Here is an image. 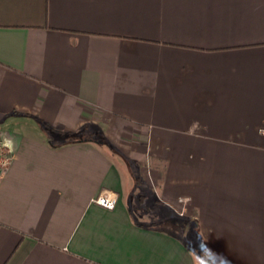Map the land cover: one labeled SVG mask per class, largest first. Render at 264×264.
<instances>
[{
	"label": "crops",
	"instance_id": "obj_1",
	"mask_svg": "<svg viewBox=\"0 0 264 264\" xmlns=\"http://www.w3.org/2000/svg\"><path fill=\"white\" fill-rule=\"evenodd\" d=\"M0 138V264H264V0H0Z\"/></svg>",
	"mask_w": 264,
	"mask_h": 264
},
{
	"label": "rangeland",
	"instance_id": "obj_2",
	"mask_svg": "<svg viewBox=\"0 0 264 264\" xmlns=\"http://www.w3.org/2000/svg\"><path fill=\"white\" fill-rule=\"evenodd\" d=\"M23 127H24V125L23 124H19V123H17L16 125H12V127L11 128H19V129H23ZM6 128V127H5ZM1 129L2 130H4V128L3 127H1ZM131 190V186H130V184H129V186H127V188H126V193L128 194V199L129 200H131V201H133V199H132V195H133V192L130 194L129 193V191ZM134 191V193H136V192H141V191H143L140 187L139 188H136V189H134L133 190ZM148 205V204H147ZM133 213H134V216L137 218V219H140L141 218V216H139L138 214H137V212L136 211H133ZM173 220H177V219H173ZM180 223H182L183 225H185V231L187 230V227L188 226H186V223H185V221L184 220H181V221H179ZM191 227V226H190ZM194 230H195V227L193 228ZM193 230V231H194ZM191 232L190 233V236H189V244H190V246H191V248L193 249V252H194V256L196 257V259H197V263L198 264H208L207 263V256L206 255H204L201 251L202 250H200V248L202 247L201 245H202V240L199 238V236H197V235H195L194 234V232ZM212 264H217V263H215V262H213Z\"/></svg>",
	"mask_w": 264,
	"mask_h": 264
},
{
	"label": "built area",
	"instance_id": "obj_3",
	"mask_svg": "<svg viewBox=\"0 0 264 264\" xmlns=\"http://www.w3.org/2000/svg\"><path fill=\"white\" fill-rule=\"evenodd\" d=\"M6 144L4 141L0 138V175L3 172V170L6 168V163L9 161V158H7L8 154H6ZM96 204H98L101 207H104L109 210H113L116 208L118 204V197L110 192H106L101 194L96 200Z\"/></svg>",
	"mask_w": 264,
	"mask_h": 264
},
{
	"label": "clouds",
	"instance_id": "obj_4",
	"mask_svg": "<svg viewBox=\"0 0 264 264\" xmlns=\"http://www.w3.org/2000/svg\"><path fill=\"white\" fill-rule=\"evenodd\" d=\"M229 264H230V262H229Z\"/></svg>",
	"mask_w": 264,
	"mask_h": 264
}]
</instances>
